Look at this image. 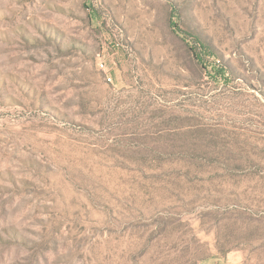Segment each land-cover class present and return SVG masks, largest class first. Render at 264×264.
<instances>
[{
    "label": "rangeland",
    "instance_id": "rangeland-1",
    "mask_svg": "<svg viewBox=\"0 0 264 264\" xmlns=\"http://www.w3.org/2000/svg\"><path fill=\"white\" fill-rule=\"evenodd\" d=\"M0 264H264V0H0Z\"/></svg>",
    "mask_w": 264,
    "mask_h": 264
}]
</instances>
